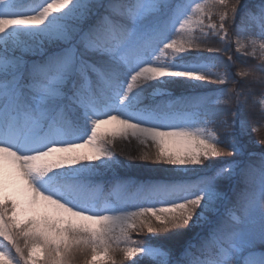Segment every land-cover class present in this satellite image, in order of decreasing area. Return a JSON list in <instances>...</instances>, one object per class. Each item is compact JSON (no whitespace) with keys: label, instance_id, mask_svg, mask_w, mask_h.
<instances>
[{"label":"snow or ice","instance_id":"obj_1","mask_svg":"<svg viewBox=\"0 0 264 264\" xmlns=\"http://www.w3.org/2000/svg\"><path fill=\"white\" fill-rule=\"evenodd\" d=\"M262 129L264 0H0V264H264Z\"/></svg>","mask_w":264,"mask_h":264},{"label":"rangeland","instance_id":"obj_2","mask_svg":"<svg viewBox=\"0 0 264 264\" xmlns=\"http://www.w3.org/2000/svg\"><path fill=\"white\" fill-rule=\"evenodd\" d=\"M214 46H222L218 42H213ZM233 54V53H230ZM233 58L236 60L235 66L231 69L232 73L235 74V72L239 70L243 71H253L256 72L257 75L261 74L257 68V64L259 61L253 59V58H248V57H243L240 56L239 54H233ZM226 59V57H225ZM241 86H244L243 84ZM209 89H215L217 87H221L218 85H208L207 86ZM173 93L175 95H180V94H186L189 92L196 91L195 89H190L186 88L184 86H176L172 89ZM258 91V89H257ZM259 114V113H258ZM254 113L249 112V117L250 119L253 118ZM115 128L114 125H109L106 126V130H113ZM264 138V129H262L258 133H253L251 135V140L255 141L256 139ZM247 139V138H246ZM115 145H116V150H117V155L119 160L121 161L122 165H126V167L122 168L121 171L123 173L128 174L129 176L132 177H144V176H151L155 175L156 173L153 171L157 167V165L152 164L151 162H146L143 160H133L129 161L127 158V155H122L121 152L126 153V154H131L133 156H138L141 155L144 152H148L149 154H154L155 148H148L144 145H141L138 141L133 139L131 142L128 140H122L119 136L115 140ZM252 150H260L264 148H261L260 146H251ZM233 159L232 157H226V158H221V160H231ZM144 175V176H143ZM150 234H147L146 232L141 234V235H136L133 233V239L134 240H139L143 242L148 241V237ZM171 234H159L158 239L161 241H167V238L170 237ZM187 238V236H186ZM155 243L156 241H152ZM74 264H84V257L83 256H78L74 262ZM116 264H129V261L124 260L120 254L116 255Z\"/></svg>","mask_w":264,"mask_h":264},{"label":"trees","instance_id":"obj_3","mask_svg":"<svg viewBox=\"0 0 264 264\" xmlns=\"http://www.w3.org/2000/svg\"><path fill=\"white\" fill-rule=\"evenodd\" d=\"M186 94H188V93H186ZM253 113H254V116H253V118L254 119H256V118H258V116H259V114H258V111H253ZM248 117H249V113H247L246 114ZM249 118H251V117H249ZM252 150V149H251ZM252 151H255V152H257V153H259V152H261V151H264L263 149H260V150H252ZM144 176V175H143ZM141 177V176H140ZM145 177V176H144ZM134 178H135V176H134ZM195 178V176H193V179Z\"/></svg>","mask_w":264,"mask_h":264}]
</instances>
